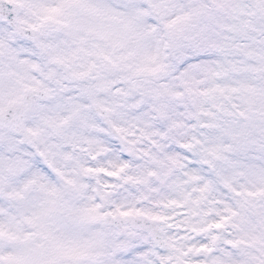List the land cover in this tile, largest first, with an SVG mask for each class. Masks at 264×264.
<instances>
[{"label": "clouds", "instance_id": "1", "mask_svg": "<svg viewBox=\"0 0 264 264\" xmlns=\"http://www.w3.org/2000/svg\"><path fill=\"white\" fill-rule=\"evenodd\" d=\"M0 264H264V0H0Z\"/></svg>", "mask_w": 264, "mask_h": 264}]
</instances>
